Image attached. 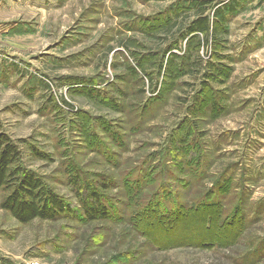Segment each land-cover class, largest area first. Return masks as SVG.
I'll return each mask as SVG.
<instances>
[{
	"label": "rangeland",
	"instance_id": "1",
	"mask_svg": "<svg viewBox=\"0 0 264 264\" xmlns=\"http://www.w3.org/2000/svg\"><path fill=\"white\" fill-rule=\"evenodd\" d=\"M0 133L112 216L0 208V264H264V0H0Z\"/></svg>",
	"mask_w": 264,
	"mask_h": 264
},
{
	"label": "trees",
	"instance_id": "2",
	"mask_svg": "<svg viewBox=\"0 0 264 264\" xmlns=\"http://www.w3.org/2000/svg\"><path fill=\"white\" fill-rule=\"evenodd\" d=\"M228 10L234 11L232 8ZM220 14H223L222 10L216 13V17H221ZM191 29L209 33V18L197 19ZM20 156L17 144L7 134L0 133V192L3 193L0 208L18 223L27 225L35 220L56 222L63 218L84 217L89 221H106L112 217L106 201L96 191L79 193L80 207L75 209L48 186L43 177L23 167ZM71 183L79 187L77 179Z\"/></svg>",
	"mask_w": 264,
	"mask_h": 264
},
{
	"label": "built area",
	"instance_id": "3",
	"mask_svg": "<svg viewBox=\"0 0 264 264\" xmlns=\"http://www.w3.org/2000/svg\"><path fill=\"white\" fill-rule=\"evenodd\" d=\"M28 264H41V263L32 261V262H29Z\"/></svg>",
	"mask_w": 264,
	"mask_h": 264
}]
</instances>
